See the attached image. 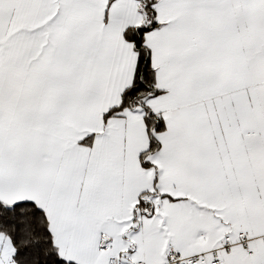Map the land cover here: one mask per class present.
Wrapping results in <instances>:
<instances>
[{"label": "snow or ice", "instance_id": "6c2138e0", "mask_svg": "<svg viewBox=\"0 0 264 264\" xmlns=\"http://www.w3.org/2000/svg\"><path fill=\"white\" fill-rule=\"evenodd\" d=\"M0 264H264V0H0Z\"/></svg>", "mask_w": 264, "mask_h": 264}]
</instances>
